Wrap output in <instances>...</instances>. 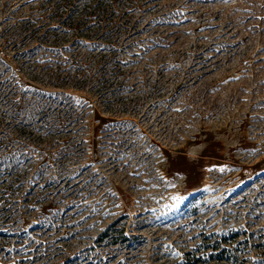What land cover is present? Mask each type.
Listing matches in <instances>:
<instances>
[{"label": "rangeland", "instance_id": "rangeland-1", "mask_svg": "<svg viewBox=\"0 0 264 264\" xmlns=\"http://www.w3.org/2000/svg\"><path fill=\"white\" fill-rule=\"evenodd\" d=\"M104 1L6 0L51 69L0 117V264H264V0Z\"/></svg>", "mask_w": 264, "mask_h": 264}, {"label": "built area", "instance_id": "built-area-1", "mask_svg": "<svg viewBox=\"0 0 264 264\" xmlns=\"http://www.w3.org/2000/svg\"><path fill=\"white\" fill-rule=\"evenodd\" d=\"M34 37L9 14L6 0H0V117L8 116V110L36 88L43 75L39 71L51 69Z\"/></svg>", "mask_w": 264, "mask_h": 264}, {"label": "trees", "instance_id": "trees-1", "mask_svg": "<svg viewBox=\"0 0 264 264\" xmlns=\"http://www.w3.org/2000/svg\"><path fill=\"white\" fill-rule=\"evenodd\" d=\"M131 1L133 0H127V2L129 3ZM115 2L116 0H105L104 2L98 3V5L96 6V9L98 10L96 12H102V18H103L102 22L104 23L105 26H112L115 23H119L122 19H124L123 16L113 15V13H115L114 11ZM88 5L89 4H87L86 8L89 7ZM130 7H134V5L132 6L128 5L127 7H125L124 13H127ZM88 11L89 10L84 9V11H82V13L79 16H74L70 21V25L76 28L77 30L79 29V31H82L84 28V25H86L85 21H90L93 17L92 13L94 12L90 11L89 13ZM111 15L113 16L110 17ZM106 73L107 72H104V75H106ZM103 79L104 81L100 84V88H103L107 84V79H105V76H103Z\"/></svg>", "mask_w": 264, "mask_h": 264}]
</instances>
